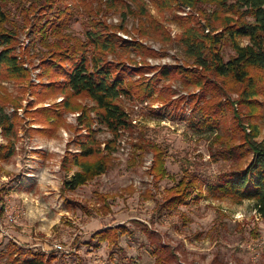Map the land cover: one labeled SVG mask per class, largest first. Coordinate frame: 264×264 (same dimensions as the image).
I'll return each instance as SVG.
<instances>
[{
    "label": "rangeland",
    "instance_id": "rangeland-1",
    "mask_svg": "<svg viewBox=\"0 0 264 264\" xmlns=\"http://www.w3.org/2000/svg\"><path fill=\"white\" fill-rule=\"evenodd\" d=\"M90 1L99 3L100 0ZM145 2L149 14L168 31L167 38L158 37V41L141 38L134 30L138 26L137 19L130 14L124 18L122 9L118 14L110 12L99 17L110 26L124 27L127 31L117 30L122 40L139 42L147 54L151 51L156 54L142 56L132 52L125 55L130 72L138 67L161 68L185 63L177 43L184 29L173 22L174 15L195 17L205 34L213 33V28L217 29L214 34L221 31V25L211 19L213 5L191 8L176 4L175 9L167 10L154 6L149 0ZM68 3L73 5L72 0ZM198 10L204 11V15ZM13 14L21 21L15 9ZM82 22L80 16L72 21L70 31L74 35H83ZM29 33L26 29L20 35L18 53L30 47L33 37ZM247 43V40L242 41L244 45ZM233 54L229 46H224L225 60ZM29 61V82L0 80L3 88L0 105L4 106V113L11 116L17 133L13 138L15 155L8 163L0 162V253L13 242L24 251L38 250L54 256L52 264H157L158 255L171 264H264V217L257 214L252 203L238 205L228 200L210 199L207 194L198 205L181 207L168 214L159 211V205L167 196L166 190L180 180L182 169H189L198 177L205 190L206 184L215 181L220 174L243 168L250 156L233 161L223 159L220 152L223 147L218 138L228 137V129H244L246 134H252L251 129L255 128L258 133L255 140L264 144V117L260 111L241 109L236 103L238 95L232 93L238 114L226 110L220 128L199 134L193 132L189 124L194 107L190 95H198L197 88H184L179 81L171 80L159 86L166 94L165 101L157 94L144 101L121 97L119 104L132 128L122 133L116 142L111 170L76 192L66 194L69 197L66 201L61 194L65 175L60 170V162L67 150L74 152L69 143L76 137L73 129H83L78 122L80 113H65V125L59 128L56 137L48 138L30 130L47 127L34 112L54 109L64 101V96L44 95L42 86L49 81L41 77L40 60ZM145 71V77L149 78L155 73ZM138 78L136 75L133 79ZM79 103L93 106L88 99L81 98ZM93 129H103L98 134L101 150L107 142L114 141V136L97 123ZM85 133L84 130L81 134ZM4 140L0 132V143ZM145 143L159 145L165 153L169 178H155L154 152L147 146L143 153L137 148ZM39 148L41 150H34ZM99 193L115 197L108 200L107 213L98 211L102 205L98 201ZM71 201L74 205L67 204ZM117 225L127 227L129 233L120 237L115 246L105 242L96 247L91 236ZM56 245L62 249L58 250Z\"/></svg>",
    "mask_w": 264,
    "mask_h": 264
},
{
    "label": "trees",
    "instance_id": "trees-1",
    "mask_svg": "<svg viewBox=\"0 0 264 264\" xmlns=\"http://www.w3.org/2000/svg\"><path fill=\"white\" fill-rule=\"evenodd\" d=\"M68 1L0 0V80L29 82V60L37 58L42 68L41 77L49 81L42 86L41 92L64 96V101L54 109L34 112L47 127L30 130L48 138L56 137L59 128L65 125V113H80L78 122L83 129H73L76 137L69 143L74 152L67 150L60 162V170L65 175L61 194L66 201L69 199L66 194L76 192L111 170L116 142L122 133L130 132L132 128L127 113L119 104L121 97L144 101L157 94L165 101L166 94L159 86L171 80L179 81L184 88H197L199 94L190 95L194 107L189 124L191 130L199 134L220 128L226 110L237 113L232 93L238 95L236 103L241 109L260 111L264 117V99H260L264 98V0H149L154 6L167 10L175 9L176 4L191 8L200 4L213 5L211 19L221 25V31L214 34L217 29L213 28V33L205 34L195 17L174 15L173 22L184 29L177 43L185 63L161 68L138 67L133 72L127 67L124 56L132 52L143 56L145 47L133 40H122L117 30H127L110 26L99 17L110 12L118 14L122 9L124 18L130 14L137 19L138 26L134 30L141 38H167L168 31L149 14L145 0H106V3H102L103 0L99 3L72 0L73 5ZM14 9L21 21L16 20ZM200 12L203 16L204 11ZM78 16L83 20L82 36L70 31L72 21ZM26 29L33 39L30 47L18 53L19 38ZM243 40L248 43L242 44ZM224 46L234 52L228 60L223 56ZM149 54L156 56L152 51ZM109 56L113 58L110 60ZM145 70L155 73L150 78L145 77ZM136 75L139 78L135 80ZM2 90L0 86V92ZM2 98L0 96V104ZM81 98L88 99L93 106L81 105ZM216 98L221 99L215 101ZM4 109L0 105V132L5 139L0 143V162L8 163L16 153L13 138L17 133L14 121ZM96 123L115 138L102 150L98 134L103 129H93ZM84 130L86 133L81 134ZM251 132L246 134L244 129H228V137L218 138L223 147L220 151L223 159L233 161L250 156L243 168L220 174L215 181L206 184L205 190L198 177L189 169H182L180 180L166 190L167 196L159 205V211L168 214L181 207L198 205L208 194L210 199L228 200L238 205L250 202L257 214L264 217V144L255 140L257 129H251ZM148 143L137 148L143 153L144 146H147L154 152L152 170L157 180L169 178L165 153L159 145ZM97 197L102 203L98 211L107 213L110 208L108 200L115 197L103 193ZM67 204L74 205V202ZM128 233L127 227L117 225L95 232L91 240L96 247L105 242L115 246L119 238ZM54 261L52 255L38 250L24 251L13 242L0 253V264H52ZM156 263L171 264L161 255Z\"/></svg>",
    "mask_w": 264,
    "mask_h": 264
},
{
    "label": "built area",
    "instance_id": "built-area-1",
    "mask_svg": "<svg viewBox=\"0 0 264 264\" xmlns=\"http://www.w3.org/2000/svg\"><path fill=\"white\" fill-rule=\"evenodd\" d=\"M75 118V117H74ZM56 248H59L58 250H61L62 249V247L61 246H58V245H56L55 246Z\"/></svg>",
    "mask_w": 264,
    "mask_h": 264
},
{
    "label": "crops",
    "instance_id": "crops-1",
    "mask_svg": "<svg viewBox=\"0 0 264 264\" xmlns=\"http://www.w3.org/2000/svg\"><path fill=\"white\" fill-rule=\"evenodd\" d=\"M34 150H41V149L39 148V149H34ZM62 158H63V156H62ZM62 158H61V160H62Z\"/></svg>",
    "mask_w": 264,
    "mask_h": 264
}]
</instances>
